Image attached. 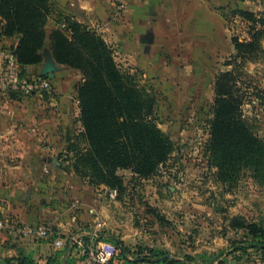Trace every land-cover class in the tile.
<instances>
[{
    "label": "rangeland",
    "instance_id": "rangeland-1",
    "mask_svg": "<svg viewBox=\"0 0 264 264\" xmlns=\"http://www.w3.org/2000/svg\"><path fill=\"white\" fill-rule=\"evenodd\" d=\"M150 28L149 26L143 32ZM230 30L229 38L237 37L240 41L250 39L247 28L238 25ZM140 35L136 37V49L132 57L124 50L113 49L115 58L123 71L135 75L137 83L155 96L160 128L171 136L176 149L170 161L160 167L157 175L152 179H140L130 170L119 171V175L124 180L125 190L122 195L118 193L115 199L110 197L108 188L107 192L94 190V197L103 204L102 207L107 208L104 219L107 221L113 218L112 222L115 224V227L106 230L107 232H102L101 227L99 238L102 235L111 244L117 243V245L113 244L116 247V255L124 264L127 263L121 257L122 248L130 259L138 257L137 252L142 249V258L149 255L150 250H155L175 257H194L197 264H206L210 259L213 260V255H221L226 251V248L220 247L223 238L229 237L230 241L235 238L231 235H223L227 227L225 221L227 217L242 213L249 219L264 218V185L254 183L248 170L237 173V182H239L235 187L229 188L230 186L223 185L216 180L217 171L210 166L205 152L215 99L213 89L215 74L231 70L226 63L230 62L233 54L222 55L220 60L211 62L210 67L207 65L203 68L206 69L201 78L204 89L200 91L197 83L199 74H191L190 67L186 65L189 72L179 75L182 62L173 60L170 56L169 59L159 60L158 52L155 50L149 53L148 49L149 52L145 53V48L138 43ZM163 65L166 67L161 70L160 67ZM240 65L238 82L240 88L245 91L243 115L254 134L264 140V54ZM208 70H214L211 76L208 75ZM59 72V79L56 82L58 88L54 85L56 93L49 96L58 97L59 93L66 94L71 91L72 86L77 87L78 90L83 80L79 72L67 67H61ZM2 93L8 97L12 95L3 91ZM78 131L79 128L71 132L73 142L68 141L65 150L72 145L78 149L83 148L84 143L76 139L80 134ZM64 156H67L66 152L54 155L51 164H48L50 158L46 156L45 160H40L31 172L25 170L22 173V177L29 181L20 189L21 198L24 200L22 204L30 202L32 191L38 183L53 181L62 183L64 180L76 179L89 184L87 179L77 177L71 169L68 171L69 164L64 162ZM93 188L100 190V187ZM49 193L47 190L44 193L46 199L44 207L49 209V218L40 225H50L56 232L58 230L54 217L57 214L73 215L84 209L78 205L73 206L69 200L61 199L54 188L50 189ZM14 210L16 211V208ZM98 210H93L96 218L102 212ZM10 211L9 214L4 213L5 219L9 222L18 219L20 221L19 216L14 215L13 210ZM22 223L29 224L24 221ZM69 227L71 231L60 236L64 241L71 235L88 237L89 233L96 229L95 226H86V224ZM78 229H88L89 233L81 234V231L77 233ZM0 232L9 243L37 245L44 242L54 250V256L63 253V250L54 246L52 239L39 240L22 235L11 236L5 231ZM105 240L101 241L107 242ZM167 244L169 246H166ZM194 251L196 254L192 256L191 253ZM54 260V264H59L61 259ZM70 261L71 264H76L75 259ZM256 261L257 258L252 257L250 260L245 259L244 264H257Z\"/></svg>",
    "mask_w": 264,
    "mask_h": 264
},
{
    "label": "trees",
    "instance_id": "trees-1",
    "mask_svg": "<svg viewBox=\"0 0 264 264\" xmlns=\"http://www.w3.org/2000/svg\"><path fill=\"white\" fill-rule=\"evenodd\" d=\"M54 13L51 0H0L3 23L0 37L18 38L13 51L23 70L44 62L43 52L49 42L56 63L82 75L78 88L81 132L76 139L86 148L70 146L64 162L69 164L68 171L71 169L77 177L87 179L90 186H104L122 195L125 184L119 171L130 170L140 179H152L170 161L175 143L160 128L155 96L137 83L135 75L122 70L115 51L104 38L65 16H60L57 24L61 30L49 31L48 22ZM235 17L250 23V39L232 38L235 53L226 63L231 70L216 75L209 139L205 145L210 166L217 171L216 180L229 188L237 185V173L241 170L250 171L253 182L264 185V140L254 134L244 118L245 91L238 82L240 64L264 54V16L236 9L228 19ZM24 75L32 76L25 71ZM51 82L54 84V80ZM42 97L51 96L45 93ZM9 98L20 96L12 94ZM227 222L232 230L246 232L233 245L236 249L232 253L239 254L234 258L250 260L257 256L264 264V218L251 220L238 215L227 218ZM99 240L105 238L101 235ZM149 253L142 258L140 249L138 257L130 259L122 248L121 257L127 264H195L188 256L181 261L166 257L163 251ZM55 258L61 259L59 264H71L72 258L65 250L55 254ZM3 264L35 262L25 257L8 259Z\"/></svg>",
    "mask_w": 264,
    "mask_h": 264
},
{
    "label": "crops",
    "instance_id": "crops-1",
    "mask_svg": "<svg viewBox=\"0 0 264 264\" xmlns=\"http://www.w3.org/2000/svg\"><path fill=\"white\" fill-rule=\"evenodd\" d=\"M51 3L55 13L49 19V31L59 28L57 24L60 16L70 17L92 27L115 51L124 50L130 57L136 49V37L141 34L138 43L145 48V53L149 52L148 49L149 53L155 50L158 52L159 60L169 59L170 56L171 59L182 62L179 75L189 72L187 67H190L191 74H199L197 83L200 91L204 89L201 78L206 69L203 68L207 65L210 67L211 62L220 60L222 55L235 53L229 33L231 28L238 26L241 19L235 17L229 21L231 12L241 9L264 16V0H51ZM2 26L0 18V32ZM149 26L150 30L143 32ZM147 37L151 38V43H145V40L149 39ZM18 41L17 37H0V48L14 50ZM262 47L264 49V39ZM46 48L49 49V42ZM164 67L166 66H161V70ZM41 70L42 64L24 69L28 75H39ZM212 71L214 70H208V75L211 76ZM59 75L60 72L56 74L55 87ZM216 75L217 73L215 78ZM51 97L11 99L0 89V211L4 216V213L9 214L10 210H13V214L19 216L20 221L43 224L49 218V209L44 207L46 203L44 193L46 190L49 193L50 189L54 188L61 199L69 200L73 206L78 205L84 209L73 215L57 214L54 217L58 230L56 235L59 237L65 235L71 231L69 226L72 225L86 224L95 226V229L99 222L103 224L102 232L112 230L115 227L113 218L107 221L104 219L107 208L102 207L103 204L94 197V190L107 192L108 189L104 186L98 190L87 182L76 179L64 180L62 183L56 181L38 183L32 191L30 202L22 204L24 200L21 198L20 189L25 186V182H29L22 177V173L25 170L31 172L40 160H45L46 156L53 158L54 155L65 152L67 143L73 136L71 132L77 128L78 132H81L77 87L72 86L71 91L66 94L59 93L58 97L56 95ZM84 148L85 144L82 149ZM90 208L102 210L98 218ZM238 215L247 217L241 213L227 218ZM227 218L225 219L227 227L223 235L235 238L232 241L228 239L229 237L223 238L220 247L226 248V251L221 255H213V260L205 261L206 264L246 263L244 258L240 260L234 258L239 256L238 253H232L236 249L234 243L246 232L232 230ZM80 231L81 234L89 233L88 229H78L76 232ZM105 241L110 244L108 240ZM191 254L194 256L196 251ZM25 257L32 258L35 264L55 262L54 250L49 244L42 242L37 245L28 243L16 245L9 243L0 232V264L8 259L18 260ZM166 257L185 260L184 256L175 257L167 254ZM255 258L257 264H261L259 258L257 256ZM193 262L197 264L194 257Z\"/></svg>",
    "mask_w": 264,
    "mask_h": 264
},
{
    "label": "built area",
    "instance_id": "built-area-1",
    "mask_svg": "<svg viewBox=\"0 0 264 264\" xmlns=\"http://www.w3.org/2000/svg\"><path fill=\"white\" fill-rule=\"evenodd\" d=\"M239 26L249 29L250 23L240 21ZM260 27V25L258 26ZM89 29L94 30L92 27ZM0 86L3 92L19 96L38 95L42 97L45 93H55L54 84L51 80L39 75L25 76L14 51L10 48H0ZM110 197L115 199L117 191H110ZM102 224H98L95 231L90 232L88 237L82 235H71L63 240L56 235L50 225L32 226L22 221L9 222L0 211V231H5L11 236H25L39 240H53L57 249L65 250L66 255L75 259L76 264H124L119 260L116 247L99 240V232ZM99 230V231H98Z\"/></svg>",
    "mask_w": 264,
    "mask_h": 264
},
{
    "label": "water",
    "instance_id": "water-1",
    "mask_svg": "<svg viewBox=\"0 0 264 264\" xmlns=\"http://www.w3.org/2000/svg\"><path fill=\"white\" fill-rule=\"evenodd\" d=\"M61 30V28H58ZM145 43H151V38L146 39ZM44 62L42 63L41 76L51 81L55 80L56 73L61 70V67L56 63L55 58L50 51V49H45L44 52ZM52 158L49 159V162H52Z\"/></svg>",
    "mask_w": 264,
    "mask_h": 264
},
{
    "label": "flooded vegetation",
    "instance_id": "flooded-vegetation-1",
    "mask_svg": "<svg viewBox=\"0 0 264 264\" xmlns=\"http://www.w3.org/2000/svg\"><path fill=\"white\" fill-rule=\"evenodd\" d=\"M147 38H149V37H147Z\"/></svg>",
    "mask_w": 264,
    "mask_h": 264
}]
</instances>
